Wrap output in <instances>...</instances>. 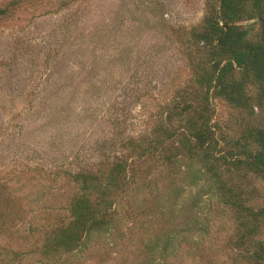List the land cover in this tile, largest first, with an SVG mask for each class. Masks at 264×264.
<instances>
[{
    "label": "rangeland",
    "instance_id": "obj_1",
    "mask_svg": "<svg viewBox=\"0 0 264 264\" xmlns=\"http://www.w3.org/2000/svg\"><path fill=\"white\" fill-rule=\"evenodd\" d=\"M207 6V0H0V264H49L39 249L79 193L60 171L103 169L135 156L138 141L154 137L174 103L198 102L204 90L195 64L202 65L204 52L191 33L201 28ZM246 88L252 110L209 95L221 154L230 149L224 140L264 128V103L257 104L255 87ZM156 158H128L135 183L117 198L114 227L93 234L73 264H154L142 250L144 232L171 234L196 217L207 230L193 228L166 263L232 264L233 211L209 198L197 204L201 210L191 209L197 186L183 180L187 160L173 167ZM241 186L256 189L252 207H264L262 179L248 175Z\"/></svg>",
    "mask_w": 264,
    "mask_h": 264
},
{
    "label": "trees",
    "instance_id": "obj_2",
    "mask_svg": "<svg viewBox=\"0 0 264 264\" xmlns=\"http://www.w3.org/2000/svg\"><path fill=\"white\" fill-rule=\"evenodd\" d=\"M207 2L208 12L201 28L191 33L192 43L204 52L202 65L195 64L203 95L198 102L174 103L158 124L154 137L147 142L138 141L135 156L115 158L103 169L60 171L79 193L69 201L67 217H62L46 234L39 249L44 261L73 264L70 258L84 251L93 234L107 233L114 227L117 198L135 183L133 163L129 160L137 156L157 157V162L173 167L187 160L188 174L183 180L189 187L197 186L189 200L191 209H197L202 198L215 199L223 208L229 207L237 220L231 243L237 252L232 264H264V207H252L256 189L245 191L241 186L243 177L248 175L264 181V128L250 127L243 137L233 142L224 140L230 149L221 154L220 139L210 124L209 101L211 93L235 108L252 110L253 98L247 95L246 87L253 86L257 104L264 103V0ZM3 14L2 9L0 15ZM128 142L137 146L134 140ZM196 164L199 169L193 168ZM201 180L204 182L200 185ZM178 198L173 196L175 201ZM197 220L198 217L187 220L180 231L160 237L147 229L141 239L142 250L151 255L152 263L167 264L168 257L177 252L193 228L207 230L206 224Z\"/></svg>",
    "mask_w": 264,
    "mask_h": 264
}]
</instances>
